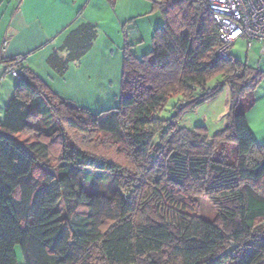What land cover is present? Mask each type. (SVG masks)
Wrapping results in <instances>:
<instances>
[{"label":"trees","instance_id":"16d2710c","mask_svg":"<svg viewBox=\"0 0 264 264\" xmlns=\"http://www.w3.org/2000/svg\"><path fill=\"white\" fill-rule=\"evenodd\" d=\"M157 5L164 22L152 51L139 58L126 43L116 108L94 114L20 68L0 119V264H20L17 248L22 264H264V145L247 120L256 100L242 104L264 75L219 57L206 0ZM96 35L82 26L69 40L78 49L66 61L53 55L50 66L63 76ZM227 87L226 125L212 137L205 126L175 120ZM39 96L60 128L21 142L41 116L29 108ZM173 97L180 98L177 113L163 120ZM91 170L111 174L112 196L86 191ZM201 199L213 220L201 215ZM232 243L237 250L218 258Z\"/></svg>","mask_w":264,"mask_h":264},{"label":"crops","instance_id":"0c3cea01","mask_svg":"<svg viewBox=\"0 0 264 264\" xmlns=\"http://www.w3.org/2000/svg\"><path fill=\"white\" fill-rule=\"evenodd\" d=\"M132 4L135 5L123 0H0V83L3 82L0 89L5 84L8 86L10 63L22 58L23 67L44 80L57 95L77 106L84 99H105L110 93L103 78L96 79L94 75L86 78L88 74L84 75L83 72L97 68L96 71L100 73L116 56L115 45L119 48L117 56L123 67L127 43L126 22L142 16L143 12L133 16L139 8L145 10L138 3ZM85 25L96 28L93 45L79 60L69 61L66 73L60 76L50 66L49 59L59 55L63 60H68L69 53L74 48L78 49V45L69 44L71 35ZM132 41H140V33L135 30ZM260 48V44H256L253 51L247 53L246 61L242 62L264 75V54L260 53ZM63 86L67 88L63 89ZM12 96L13 93L6 101L4 114ZM256 106L255 101L247 110V120L257 142L264 145V140L258 138L252 124L254 117L249 116Z\"/></svg>","mask_w":264,"mask_h":264},{"label":"rangeland","instance_id":"374dc122","mask_svg":"<svg viewBox=\"0 0 264 264\" xmlns=\"http://www.w3.org/2000/svg\"><path fill=\"white\" fill-rule=\"evenodd\" d=\"M161 0H123L127 4H131L132 6L138 3L140 7H145V10L142 11V8H139L138 13H135L133 16H137L142 13L141 17L136 19H129L126 22L127 29V43L132 45L133 52L139 57H143L145 54H148L153 49L152 38L154 32L157 28L162 26L164 19L161 13V10L158 8V3ZM129 2V3H128ZM130 14V13H129ZM146 14V15H143ZM136 33H140V41L134 43L133 35L134 30ZM126 37V34H124ZM114 50L116 56L111 62H108L103 67L102 71H96L97 68L92 70H84V75L88 74L86 78H94L101 79L103 78V83H106V86L109 90V96L103 100H85L80 102L78 106H84L86 108H90L89 110L92 113L97 114L102 110H109L112 108H116L119 106L120 93H121V82H122V61H119L117 53L119 48L115 45ZM249 52L248 54H250ZM231 55L236 60L246 61L247 51H246V43L244 40L239 41L232 49ZM253 64V62H251ZM42 75L45 76L44 73L41 72ZM80 74V73H79ZM7 84L8 86L3 85L0 89V119L4 117V108L6 105V101L11 93H14L16 85L18 84V80L14 78L12 75L7 76ZM51 80V79H50ZM53 82V81H50ZM1 84V83H0ZM3 84V82H2ZM1 84V85H2ZM70 84V83H69ZM65 85V84H64ZM56 86V85H55ZM61 86V84H60ZM57 87V86H56ZM70 87V86H69ZM67 88V86L62 87ZM230 89L229 87L225 88V90L219 94L213 100L207 102L204 105H201L195 109L184 110L179 113L177 117L175 114L177 113V109L179 108L180 98L173 97L171 98L164 110L160 113V118L163 120H169L175 117V120L179 122L182 126L187 128H193L196 126H205L207 128V133L209 137H212L216 132L225 128L226 125V116L230 110ZM249 95L254 98H249ZM247 96L246 99L242 101L244 108L248 105L247 103L253 100H256L257 106L250 112V117H254L252 124L255 128L256 134L260 140H264V76L256 86L255 90L252 91ZM62 98V97H61ZM64 99V98H63ZM87 101V102H86ZM74 103V102H73ZM249 106V105H248ZM31 112L35 115H39L40 118L37 121H34L33 132L25 133L19 135L17 138L21 142L30 143L38 140V133L41 131L52 132L53 130L60 128L59 120L55 117L52 108L48 106L45 100L42 97H38L34 102L30 103L29 106ZM83 108V107H82ZM104 108V109H102ZM260 115V118H258ZM261 120V122H260ZM257 123H259L257 125ZM256 126V127H255ZM258 126V127H257ZM262 144V143H261ZM226 151L231 155L233 150L232 147L228 145L225 146ZM234 158V155H231V159ZM85 189L90 193H103L108 196H112L115 192V187L112 181L111 174L105 171H95L91 170L87 174V180L85 184ZM58 211H60L63 217L66 216V211L64 208V203L61 202L58 206ZM201 215L209 220H213L215 218V211L213 207L208 203V201L201 199ZM203 217V218H204ZM17 256L19 259V263L22 264L23 256L20 248L16 249Z\"/></svg>","mask_w":264,"mask_h":264},{"label":"built area","instance_id":"2783aa9c","mask_svg":"<svg viewBox=\"0 0 264 264\" xmlns=\"http://www.w3.org/2000/svg\"><path fill=\"white\" fill-rule=\"evenodd\" d=\"M218 28L217 53L225 60L232 59L231 51L241 40L247 53L260 44L264 54V0H206ZM22 58L14 60L7 73L21 79Z\"/></svg>","mask_w":264,"mask_h":264},{"label":"water","instance_id":"95a60500","mask_svg":"<svg viewBox=\"0 0 264 264\" xmlns=\"http://www.w3.org/2000/svg\"><path fill=\"white\" fill-rule=\"evenodd\" d=\"M237 250V245L232 243L231 246L226 250L224 251L221 255H219L218 258H223L225 256H228V255H231L233 254L235 251Z\"/></svg>","mask_w":264,"mask_h":264}]
</instances>
